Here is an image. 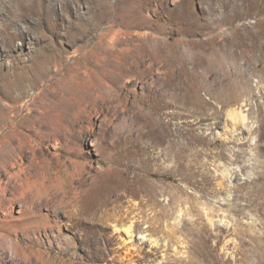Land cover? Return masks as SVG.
Wrapping results in <instances>:
<instances>
[{"label":"rangeland","instance_id":"rangeland-1","mask_svg":"<svg viewBox=\"0 0 264 264\" xmlns=\"http://www.w3.org/2000/svg\"><path fill=\"white\" fill-rule=\"evenodd\" d=\"M248 38L264 0H0V264H264Z\"/></svg>","mask_w":264,"mask_h":264},{"label":"bare ground","instance_id":"bare-ground-1","mask_svg":"<svg viewBox=\"0 0 264 264\" xmlns=\"http://www.w3.org/2000/svg\"><path fill=\"white\" fill-rule=\"evenodd\" d=\"M239 9H240L239 6H232V10L230 11L231 12V16L232 15L236 16L238 14L237 12L239 11ZM213 10H216V9L213 8ZM213 10H212V12H213ZM251 10H252L251 7L246 6V8L243 7V10L240 11V13L247 15V14H249L251 12ZM181 16L183 17L184 15L182 14ZM229 43H225L224 48L229 49V47H228ZM239 46L242 48V54L241 55H242V58L245 60V65H244L245 70H244V72L241 75H240L239 70H236V72L234 74H235V76L237 78H240V77L243 78V77H246L249 74H253V73L256 72L255 69H257V66L254 65L255 62L253 63V60L255 59V56L252 53V51L253 50H257V49L258 50H261V49L264 50V39H258V38L257 39L256 38L249 39L248 38V39L242 40L241 43L239 44ZM145 58H146V56L143 55V53H142L141 57L138 58L135 63H138V62L145 63L146 62ZM244 84L248 85L249 90L246 93H249V91L252 90V87L249 84V79L248 78H247V82L244 83ZM243 95H244V93H243ZM259 95H262L264 97V90L260 89V94ZM259 95L253 94V97H250L249 99H254L256 97L258 98ZM159 96H160V98L158 100V102H159L158 107L161 108L160 110H163L165 108V106H166L165 93H164L163 89H161V91L159 93ZM232 96L233 97L231 98V100L239 101L238 100L239 97L235 98L234 93H233ZM263 103L262 104H260V103L257 104V107H258L259 110L262 108V105H264ZM160 113H161V111H160ZM251 115H252V112L250 111L249 116H251ZM233 116H234V119L238 118V115L234 114ZM160 117H161V115H160ZM255 119H256L257 123H259V124L261 123V120H260L259 117H255ZM165 129H166L165 123L160 120L158 122L157 127H156V130L159 132L160 136L163 135V137H164ZM257 166L261 167L260 163H257ZM61 206L63 207V211L64 212L72 213L78 220H80L82 222H88L89 221V223H90V221L92 219V216H93V213L95 212L97 207L100 206V204L94 203L91 206H84L82 204V201L77 199V200L64 201V202H62Z\"/></svg>","mask_w":264,"mask_h":264}]
</instances>
